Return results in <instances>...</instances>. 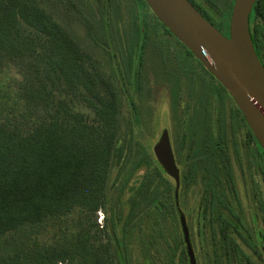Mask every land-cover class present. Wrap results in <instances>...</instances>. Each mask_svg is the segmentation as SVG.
<instances>
[{"label": "rangeland", "instance_id": "374dc122", "mask_svg": "<svg viewBox=\"0 0 264 264\" xmlns=\"http://www.w3.org/2000/svg\"><path fill=\"white\" fill-rule=\"evenodd\" d=\"M36 1L113 84L119 137L104 208L94 214L75 208L23 226L7 234L9 244L23 251L72 249L81 233L95 248L108 240L113 264H186L171 204L175 186L196 264H264V157L222 86L141 0ZM203 2L215 22L228 19L230 0ZM23 49L10 56L0 42V125L11 129L22 112L18 99L28 101L19 96L24 75L40 79L30 76L29 50ZM259 54L264 65V39ZM60 87L53 88L55 99L65 97ZM70 104L92 119L79 100ZM26 115L20 132L33 126ZM164 130L177 184L153 151Z\"/></svg>", "mask_w": 264, "mask_h": 264}, {"label": "trees", "instance_id": "16d2710c", "mask_svg": "<svg viewBox=\"0 0 264 264\" xmlns=\"http://www.w3.org/2000/svg\"><path fill=\"white\" fill-rule=\"evenodd\" d=\"M210 24L227 36L228 19ZM249 30L261 60L264 0L254 3ZM0 42L5 43L10 56L24 54L23 48L29 50L30 76L40 78L33 80L24 75L26 81L19 96L28 101L19 97L22 112L14 129L0 125V264H58L73 259L78 264H113L108 240L95 248L81 233L72 249L23 251L9 244L7 234L23 226L38 225L75 208L87 214L104 208L112 155L119 137V97L113 84L101 77L90 55L36 0H0ZM56 83L61 85L59 93L63 92L64 98H54ZM73 99L92 111L91 120L73 109ZM24 111L28 114L26 121L29 116L34 121L33 126L20 132ZM242 120L245 122L243 117ZM171 204L180 220L175 186L171 188ZM180 241L189 264L181 234Z\"/></svg>", "mask_w": 264, "mask_h": 264}, {"label": "water", "instance_id": "95a60500", "mask_svg": "<svg viewBox=\"0 0 264 264\" xmlns=\"http://www.w3.org/2000/svg\"><path fill=\"white\" fill-rule=\"evenodd\" d=\"M155 18L228 93L264 152V66L251 38L249 16L256 0H233L225 36L187 0H144ZM153 151L166 172L179 180L167 131ZM180 225L189 264H196L184 217Z\"/></svg>", "mask_w": 264, "mask_h": 264}, {"label": "flooded vegetation", "instance_id": "af4514ba", "mask_svg": "<svg viewBox=\"0 0 264 264\" xmlns=\"http://www.w3.org/2000/svg\"><path fill=\"white\" fill-rule=\"evenodd\" d=\"M209 23L211 22V21H216V19L215 20H213L207 13H205L203 10H202V6L204 5V2H203V0H187ZM230 5H231V7H230V10H229V14H228V23H229V17H230V13H231V8H232V3H233V0H230ZM226 35H228V31H227V33H226ZM187 52V51H186ZM188 53V52H187ZM191 56H193L192 54H190ZM197 60V59H196ZM198 61V60H197ZM261 61V60H260ZM199 62V61H198ZM200 63V62H199ZM201 64V63H200ZM263 65V64H262ZM210 74V73H209ZM211 75V74H210ZM212 76V75H211ZM238 109V108H237ZM241 114V113H240ZM248 133H249V137L251 138V139H253L254 140V142H255V144L257 145V147L259 148V150H260V154L264 157V152L262 151V149H261V147L259 146V144L256 142V140H255V138H254V136L252 135V133H251V131H250V129L248 128ZM252 135V136H251ZM253 137V138H252Z\"/></svg>", "mask_w": 264, "mask_h": 264}]
</instances>
